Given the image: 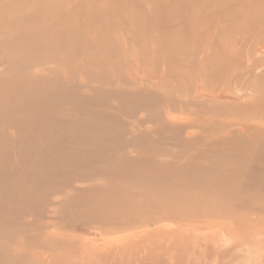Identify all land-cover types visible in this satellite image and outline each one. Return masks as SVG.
I'll return each mask as SVG.
<instances>
[{
    "label": "rangeland",
    "instance_id": "obj_1",
    "mask_svg": "<svg viewBox=\"0 0 264 264\" xmlns=\"http://www.w3.org/2000/svg\"><path fill=\"white\" fill-rule=\"evenodd\" d=\"M59 22L65 27L67 51L55 50L57 59L49 67L33 65L31 52L24 60L31 70L13 63L14 49L9 50L13 41L35 32L41 23H46V30L47 23L54 24V31ZM93 27L96 32L89 30ZM206 57L215 58L217 66ZM62 59L67 63L59 64ZM34 80L52 83L44 90ZM221 86L226 93L219 90ZM0 92V235L12 237L5 247L0 241V263L10 258L18 259L17 264H264V257L251 261L241 252L259 237L264 254V173L255 182L242 172L241 196L236 200L205 197L211 205L231 204L232 210L193 211L189 204H179L183 198L194 200L193 196L145 193L154 201L148 203L147 212L133 215L135 225L108 232L113 221L104 216L105 203L91 205V183L86 179L99 170L88 162L96 156L93 145L71 142L75 127L89 130L96 121L111 122L118 112L126 129L125 142L152 141L154 147L166 149L156 141L155 127L161 122L183 140L202 145L240 137L242 146H254L264 137V0H0ZM232 96L243 97L235 101ZM97 98L102 109L92 105ZM138 101L149 103L154 115L158 108V117L152 118L141 107L133 110ZM96 110L102 114L95 116ZM132 110L133 118L125 116ZM27 116L32 118L24 135L20 121ZM213 120L217 127L206 128ZM29 131L35 134L36 148L33 142L26 148L27 140L34 139ZM50 141L64 146L53 148ZM127 151L130 159L137 158L136 149ZM256 159L254 150H241L244 167ZM103 180H98V190L104 189L106 199L115 200L120 182L111 177ZM36 183L34 190L14 192ZM88 205L89 216L79 217ZM15 207H21L22 216L7 223L15 216ZM23 226L27 230L20 233ZM133 234H142L143 239L116 243Z\"/></svg>",
    "mask_w": 264,
    "mask_h": 264
},
{
    "label": "bare ground",
    "instance_id": "obj_2",
    "mask_svg": "<svg viewBox=\"0 0 264 264\" xmlns=\"http://www.w3.org/2000/svg\"><path fill=\"white\" fill-rule=\"evenodd\" d=\"M98 3H100V2H98ZM30 4L31 3H27L26 6L31 7ZM85 5H86V3H85ZM71 14H73V13H71ZM126 16H124L125 19H126ZM73 17H74V15H73ZM63 19H64V17H63ZM98 19H100V17ZM127 19H129V18H127ZM74 21L77 22V20H74ZM132 23H133V21H132ZM75 24L77 25L78 23H75ZM239 24H241V22H239ZM38 25H39V28H37V30L35 29V26H34V29L36 30L35 32H29V35L23 34L21 38L13 41L12 44H10V46H9V50H10V47L12 49H14L15 60L13 61V63L20 64V68L25 69L26 71L32 69V66L27 67L26 65H24V60L26 58H28V56H30V55H28V52L33 53V55H32L33 58L31 59L33 65H39L42 67H49L50 66L49 63L57 59V56L55 55V53H56L55 50L67 51V49H68V39L64 38V36L62 35V33H64V31H65V27H64L62 22H59V28L58 27L55 28L54 31H53V25L54 24L47 23V26H46L47 30L43 29L45 27L46 23H41ZM93 25L96 26V24H94V23H93ZM81 27H83V26H81ZM92 29L94 30L95 27H93L89 30H92ZM141 29H143V28H141ZM133 30H134V28H133ZM94 31L96 32V30H94ZM95 32L94 33L92 32L91 34H93V36H95L94 35V34H96ZM85 38L86 37L84 35V39ZM91 40L93 41V39H91ZM30 42H32V45H28ZM237 49H238V47H237ZM45 52H47V53H45ZM236 54H238V53H236ZM42 55H44V57ZM225 57H227V56H225ZM207 59H209V61L211 59L210 63L214 64V67L217 66L218 62L215 61V58L208 57ZM57 61H59V64L67 63V62L64 63V59H62V61H60V60H57ZM204 61H205V59H204ZM223 65L225 66V64H223ZM143 67H144V65H143ZM134 74H136V73H134ZM135 76L138 78L137 74ZM33 83H35V86H37L38 88L47 90L50 87L48 85L51 84L52 81L44 80L41 82H35V80H34ZM195 83H197V82H195ZM226 83H228V81ZM57 84H58V88L60 91L61 88L59 87V82H57ZM43 85H45V86H43ZM53 85L57 87L56 83ZM199 85L200 84L198 83V87H199ZM227 85L228 84H226V86ZM195 87L197 89V85ZM221 87L219 88V90L222 89V91L225 92L226 90L223 89L224 87L223 86H221ZM198 90L202 91L200 89H198ZM219 90H218V92H219ZM228 90L229 89L227 88V91ZM231 91L233 93L232 89H231ZM236 92L238 94V91H236ZM241 92L243 93V91H241ZM248 93L250 94V91H248ZM2 94H4V93H2ZM200 94H202V93L200 92ZM234 94H236V93H234ZM194 95H195V92H194ZM207 95L208 94L206 92L205 96H207ZM220 95H222L221 92H220ZM228 95H229V93H228ZM242 95H244V94H242ZM246 95H247V93H246ZM250 95L252 96V94H250ZM63 96H65V95H63ZM224 96H226V95H224ZM224 96H222V98ZM232 97H233V100L235 98V101H236V100L241 99L243 96L241 98H239V96H238V99H236L237 97H234V96H232ZM248 97L250 98V96H248ZM114 98H116V97H114ZM244 98H245V96H244ZM139 102L140 101H138L137 104H140ZM137 104L133 108V110L137 107L138 108L141 107L143 109H146L145 112L150 113V116L152 118L158 117L156 115L158 113L157 112L158 108L154 110V111H156V113L154 115V114H152V112L150 110L151 106L149 103L147 105L146 104L137 105ZM92 105L97 109H102L103 103H102V101H100L97 98V99L93 100ZM133 110L132 111H125V113H124L125 116H128L129 118H133ZM96 112H98V113H96ZM96 112H95L96 113L95 116H97L98 114H102V113H99L100 111H98V110H96ZM4 114L8 115L6 113L5 109H4ZM114 114L116 115V117L113 116V118H111L112 119L111 122H113V123H111L110 121H107L109 124L113 125V126H111V128L107 127V122H104L103 124H101L100 121H96L95 123H93V125L91 126V128L89 130H84V128H82V127L80 128L79 126L75 127L73 129L72 137H71V139H72L71 142H73V141L75 142L74 139L77 140L76 144L87 141V142H89V144L93 145V151L92 152H94L96 154V156L89 157L88 162L93 163V165H97L96 167L99 170H98L96 175H94L92 177H88L86 179L87 180L89 179L88 181H89V183H91V192L93 194L92 200H91L92 201L91 205H97V204H102V203L104 204L105 203L106 209L104 210V216H106V218L109 221H113V224L111 226H108V228H106V230L108 232H119V231L121 232L122 230H125L124 228L129 229L130 227L132 228L135 225L133 220L136 221L135 220L136 218L133 219V215L136 213L138 214L139 212H140L139 214L147 212L146 209H147L148 203H150L151 200L154 201L152 198L150 199L148 196H146L145 193L160 192V193H165V194H171V196H174V195H176V196L177 195H184V196L187 195V196H191V197L193 196L194 200L193 199L190 200L189 198H183V200L179 203L181 205L189 204L191 206V208L193 209V211L210 209L211 207H215L216 208L215 210H217V211H222L223 209H231L232 210L231 204L230 205H224V204H220V203L218 204L217 203L215 205V203H212V205H211L210 203H208L205 200V197H218V198H221V200L227 199V201L236 200L237 198H239L241 196V173L242 172L245 173V177H247V180L255 181V182H256V179H258L260 177V174L264 173V147H263L264 146V137L262 139H260V141L256 142L254 146H252V144H246V143H245V145H247V146H242L241 145V138L240 137H232V136H231L232 137L231 139L228 137H224L225 139H221L217 143L202 145L199 142H197L196 140L195 141L183 140L181 138L179 132L171 131V129L167 130L166 129L167 127L162 125V123L160 122V124H157L155 127V129H156L155 135H157V139H158V140H156L157 143L162 141L164 146L167 147L166 149L162 150L159 147H154L153 146L154 143L152 141H144L143 142V141L135 140V139H133L132 141H129V142L123 141L122 137L124 136V134H126V129L123 128V126L121 125V122L119 120V119H121V116L119 115L120 113L115 112ZM32 115H34V114H32ZM172 116L175 117V115H172ZM172 116L170 115L169 117H171V119H172ZM31 118H32L31 116H27L20 121V123H21L20 128L23 131V132L20 131L21 134H24V135L27 134L26 132H27L28 128H26L25 126L28 124V122L31 120ZM166 118H167V116H166ZM177 119L178 118H176V120ZM186 120H187V117H186ZM173 121H175V119H173ZM54 126L56 127L55 124H54ZM93 126H94V128H93ZM210 127L211 128L217 127L214 120L208 122L206 128H210ZM48 128L50 129L52 127H50L48 125ZM237 128H241V127H237ZM53 131L56 132V130H53ZM189 131H191V130H188V132ZM44 132H46V131H44ZM193 132H195V131H193ZM223 132L224 131H222V133ZM10 133H12V132H10ZM46 133H49V132H46ZM30 134L34 136V139L32 140V137H30V139L27 140L28 143H27L26 148H30V144L32 142L35 144V148H36L37 147V141L35 140L36 139L35 134L33 132H30ZM94 134H95V136H92ZM240 134H241V130H240ZM95 141H96V144H94ZM53 144H54L53 141H50L51 147L55 148L58 145V144H56V146H54ZM47 145H49V144H47ZM63 146L64 145L57 147V148H63ZM246 147H248L251 150H254V152L257 154V159L253 163H250L249 164L250 166L244 167L243 165H241V150L245 149ZM128 149H136L137 150L136 154L138 153L137 158H135L133 160L130 159L128 156V151H127ZM24 157L26 158L25 155H24ZM160 157L165 158L166 160L164 162H160L157 160ZM0 159H1V156H0ZM21 159H22V157H21ZM48 162H50V161H47V164H48ZM69 164L70 163H68L67 165H69ZM80 169H81V167H80ZM247 169H248V172L246 171ZM103 177H106V178L111 177V178L120 182V186L115 187V190H114V194L116 196L115 200L114 199H106V196H105L106 192L104 191V189L98 190V188H97L98 180L104 181ZM78 178L80 180H83V177H81V176H79ZM258 183L262 184L263 181H258ZM37 185L38 184L36 183V184L30 185L28 187H22L20 189H14V192H16V191L26 192L30 189L34 190L35 186H37ZM246 189H248V188L246 186H244L242 190L244 192H246L245 191ZM34 201L36 202V200H34ZM2 206H3V204L0 205V207H2ZM157 206H159V205H157ZM180 207H182V206H180ZM20 208L21 207H15V216H13V218L8 217L6 219L7 223H11L15 217L18 218V217L22 216V212H21ZM87 208H90V205H88L87 207H85V209H83L82 211L79 212V214H78L79 217L89 216V212L87 213ZM167 211H170V210H167ZM211 212H209V213H211ZM205 218L209 222H212V221H210L211 218H207V217H205ZM11 219H13V220H11ZM189 222H190V220H189ZM194 222H192V223H194ZM200 222H202V221H200ZM237 222H239V221L237 220ZM169 224H170V222H169ZM198 224H200V223H198ZM138 225H139V223H138ZM234 225H236V223ZM23 227L24 228H21L19 230L20 233L26 232L27 228L25 226H23ZM114 227H117V228L114 229ZM0 228H2V221H0ZM77 228H78V226H77ZM77 228H76V230H77ZM153 228H155V227H153ZM90 229H92V231L94 230L93 228H90ZM231 229H233V228H231ZM157 230H159V229H157ZM214 230H215V228H214ZM222 230H223V228H222ZM236 230L234 229L232 232H234ZM96 231H98V230H96ZM139 231H141V230H139ZM223 231H222V233H223ZM184 232H181V233L185 234ZM210 232L212 233V231H210ZM16 233H18V230H16ZM211 233H210V235H211ZM216 233H217L216 236L218 237V235H219L218 230ZM219 233H220V231H219ZM222 233H221V237H224V236H222ZM102 235L103 234H101V236ZM126 235H128V234H126ZM141 235H134V236L131 235L130 238L123 237L124 236L123 235L122 236L123 238L120 237L119 240L116 238L118 241V242L116 241V243L128 244L129 242H131V240L141 241V239H143V237ZM204 235H206L207 237L206 236L205 237L208 239L209 236L207 234H204ZM211 236H213V233ZM214 236H215V234H214ZM198 238H199V236H198ZM214 238H216V237H214ZM214 238H212V239H214ZM254 238H255V236H254ZM11 239H12V237L10 235H8V236L0 235L1 247L7 246L9 244V242H11ZM106 239H108V238H106ZM113 239H115V238H113ZM207 239H204L205 242L211 240V239H209V240H207ZM223 239L225 240V237ZM223 239L221 238V240H223ZM108 240H110V239H108ZM218 240H219V238H218ZM256 240L254 241V243L256 242L255 243L256 245L254 244L253 247L248 248V249H242L241 252L245 255H249V257H248L249 260L260 262L261 259L264 257V254L262 253V251L260 249L261 244L259 242V237ZM104 241H106V240L104 239ZM93 243H95V241ZM93 243H91V244H93ZM198 243H199V241H198ZM251 243H252V241H251ZM91 244L89 246H93ZM107 244H108V242H107ZM195 244H196V242H195ZM109 245H107L108 248L111 247ZM202 245H203V243H202ZM103 246H104V244H103ZM96 248H100V247L98 246ZM83 249H84V247H83ZM100 250L102 251L101 248H100ZM32 253H34V252H32ZM36 253H38V252H36ZM94 253H96V252H94ZM94 253H92V255ZM194 253H195V251H194ZM96 255H97V253H96ZM213 255H214V253H213ZM86 256H87V254H86ZM34 257H35V255H34ZM42 257H40V258H42ZM214 259L215 258H213V260ZM194 260H193V262H194ZM12 261L13 260L10 258L2 259L0 264H15V263L17 264L18 263V259H14V262H12ZM83 261H84V259H83ZM196 262L198 264V261H195V263Z\"/></svg>",
    "mask_w": 264,
    "mask_h": 264
}]
</instances>
